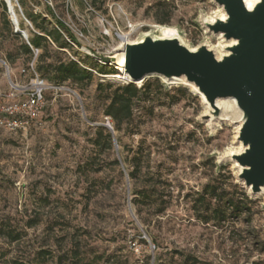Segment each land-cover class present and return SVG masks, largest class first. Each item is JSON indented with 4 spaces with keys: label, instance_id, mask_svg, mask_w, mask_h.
I'll return each mask as SVG.
<instances>
[{
    "label": "rangeland",
    "instance_id": "374dc122",
    "mask_svg": "<svg viewBox=\"0 0 264 264\" xmlns=\"http://www.w3.org/2000/svg\"><path fill=\"white\" fill-rule=\"evenodd\" d=\"M2 2L0 59L10 73L0 63V108L10 102L12 84L28 83L21 72L30 61L19 51L23 36L3 28ZM14 2L28 37L32 27L24 17L47 14L50 6L78 41L60 58L90 53L89 65L108 60L110 75L95 76L87 86H57L46 74L54 89L46 93L40 119L27 134L0 128V264H264V195H249L231 157L242 149L237 108L219 104L223 120L235 124L205 122L202 98L150 79L133 133L124 126L114 132L117 147L93 145L97 124H106L110 94L96 97L98 82H129L109 78L119 73L114 55L121 36L136 42L142 34L158 35V26L171 27L187 46L208 44L223 56L222 37L214 38L204 24L224 20L222 8L212 0ZM8 15L12 22L9 9ZM234 112L239 114L230 116ZM207 186L217 198L207 195L203 203ZM15 236L21 239L11 243Z\"/></svg>",
    "mask_w": 264,
    "mask_h": 264
},
{
    "label": "water",
    "instance_id": "95a60500",
    "mask_svg": "<svg viewBox=\"0 0 264 264\" xmlns=\"http://www.w3.org/2000/svg\"><path fill=\"white\" fill-rule=\"evenodd\" d=\"M212 1L222 8L226 18L207 20L204 24L214 38L222 37L223 56L219 54L220 49L216 51L208 44L197 48L187 46L182 33L175 28L179 39L162 38L159 29L158 35L149 32L135 43H128L124 62L131 83L138 85L158 79L167 87L190 89L208 108L205 122L235 124L234 120L224 121V112L217 106L218 101H234L243 114L238 131V144L242 149L231 154L232 161L239 169L238 181L249 195L260 197L264 195V0H259L252 9L245 0ZM12 24L15 33L26 39V33L18 24L13 21ZM0 63L9 75L6 62L0 59ZM182 79L197 92L178 83ZM174 82L176 84H171ZM97 126L114 134L112 126ZM114 144L117 147L116 139Z\"/></svg>",
    "mask_w": 264,
    "mask_h": 264
},
{
    "label": "trees",
    "instance_id": "16d2710c",
    "mask_svg": "<svg viewBox=\"0 0 264 264\" xmlns=\"http://www.w3.org/2000/svg\"><path fill=\"white\" fill-rule=\"evenodd\" d=\"M1 9L3 28L13 37L21 38L22 35L15 33L13 30L12 22L9 20L8 7L5 2H2ZM46 12L47 14L37 13L26 15L27 20L32 25V30L29 31L30 37L28 41L23 42L19 49L20 54L30 60L29 63L34 57L33 49L42 51L36 63V72L41 78L49 82L44 75L50 74V81L57 86L65 83H71L76 86H87L94 81L95 76L103 78L110 75L106 73V70L110 69L108 60H102L103 63H99L95 58L96 61H93L97 63V66H92L88 63V61L91 60L90 56H85L84 58L75 57L78 60L60 58L61 52L68 48L72 49L70 45H78V41L50 6L46 7ZM48 19H51L53 22ZM20 28L23 29L24 26L20 25ZM49 39L54 43L55 47L50 43ZM7 61L9 63L13 62L11 55L7 58ZM155 84L158 89L162 88L158 80ZM152 87L153 84L151 82H145L139 87L131 82L118 85L104 84L101 80L98 82L96 97H103L110 91V94H107L108 103L104 109V116L110 119L114 132L121 130L125 126L126 132L129 134L133 133V127L136 124L135 109L148 93L151 92ZM178 91L187 93L188 90L180 87ZM114 139V134L100 126L96 128V136L93 140V145L97 149H101L104 146L112 148ZM135 159L136 158L130 161L133 167H135L133 162ZM116 163L118 164L119 161ZM136 167L137 168H134L133 172L129 173L131 179L135 178V171H139L138 166ZM207 195L217 198L216 189L211 186H207L204 189L201 199L203 203H206ZM30 227L32 228L34 225H30ZM0 229L4 235V228ZM7 235L8 237L11 236L10 230H7ZM20 239V236L12 237L11 243H15ZM74 257L76 258V256Z\"/></svg>",
    "mask_w": 264,
    "mask_h": 264
},
{
    "label": "built area",
    "instance_id": "2783aa9c",
    "mask_svg": "<svg viewBox=\"0 0 264 264\" xmlns=\"http://www.w3.org/2000/svg\"><path fill=\"white\" fill-rule=\"evenodd\" d=\"M24 19L32 27L25 17ZM28 38L27 36L25 40L28 41ZM49 41L55 47L50 39ZM33 54V60L21 72L23 77L29 78L28 83L22 86L12 84L13 92L7 96L10 102L0 108V128L9 133L27 134L31 126L42 116L46 105V93L54 89L48 81L41 78L36 72V63L41 51L33 49ZM87 55L91 56L90 53H87ZM69 58L78 60L70 54ZM98 61L103 63L100 59ZM67 90L73 92L69 89ZM106 124L112 126L109 118H106Z\"/></svg>",
    "mask_w": 264,
    "mask_h": 264
},
{
    "label": "bare ground",
    "instance_id": "6f19581e",
    "mask_svg": "<svg viewBox=\"0 0 264 264\" xmlns=\"http://www.w3.org/2000/svg\"><path fill=\"white\" fill-rule=\"evenodd\" d=\"M6 1H7V3L10 6V11H11L10 16H11V20L15 24H18V26H19L20 19H19L18 13L16 11V7H15L14 0H6ZM245 2H246V4L248 5V7L250 9H252L255 6V0H245ZM157 28L160 29V33H161L162 38H177V39H179V34H178V32L175 29H173L171 27H162V26H158ZM25 33L27 35V32H25ZM147 35H149V34H147ZM120 39H121V43L117 47V49L115 51L116 54L114 55V58L118 60V68H119L118 70H119V73L116 74V75H111V76H109V78L110 79H113V80H127V81L130 82V79L131 78H130V75L128 74V71L126 69L125 62H124V60H125V49H126V45L128 43H135V42L130 39V35H122ZM178 83H180L182 85H185V86H188L192 90H194L195 92H197V89H195L193 86L186 84L185 79L180 80ZM139 84H142V83H138V85ZM172 84H176V83L174 82ZM70 93L77 97V95L74 92H70ZM219 104H220V101H218V103H217L218 108L221 105V104L220 105ZM223 105H224V108L226 110L236 109V103L234 101H232L229 104H228V102L224 101ZM241 117L243 118V114L242 113H241ZM225 119L226 120H231L230 118H225Z\"/></svg>",
    "mask_w": 264,
    "mask_h": 264
}]
</instances>
